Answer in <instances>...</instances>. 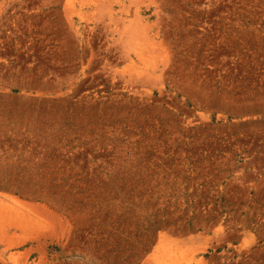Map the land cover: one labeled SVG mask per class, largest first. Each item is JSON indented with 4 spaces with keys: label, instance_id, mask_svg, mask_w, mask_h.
I'll use <instances>...</instances> for the list:
<instances>
[{
    "label": "rangeland",
    "instance_id": "rangeland-1",
    "mask_svg": "<svg viewBox=\"0 0 264 264\" xmlns=\"http://www.w3.org/2000/svg\"><path fill=\"white\" fill-rule=\"evenodd\" d=\"M0 264H264V0H0Z\"/></svg>",
    "mask_w": 264,
    "mask_h": 264
},
{
    "label": "bare ground",
    "instance_id": "bare-ground-1",
    "mask_svg": "<svg viewBox=\"0 0 264 264\" xmlns=\"http://www.w3.org/2000/svg\"><path fill=\"white\" fill-rule=\"evenodd\" d=\"M161 235H162V234H161ZM162 237H163V239H164L165 236L162 235ZM162 237L159 236V239H158V240H159V242H158L159 244H160L162 241L164 242V241L167 240V239H166V240H163ZM158 243H157V244H158ZM159 244H158V245H159Z\"/></svg>",
    "mask_w": 264,
    "mask_h": 264
}]
</instances>
